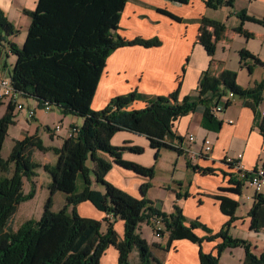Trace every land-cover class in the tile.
Segmentation results:
<instances>
[{
  "label": "trees",
  "instance_id": "trees-1",
  "mask_svg": "<svg viewBox=\"0 0 264 264\" xmlns=\"http://www.w3.org/2000/svg\"><path fill=\"white\" fill-rule=\"evenodd\" d=\"M128 0H36L32 11H25L30 17L26 39L22 46L9 42V37L19 30L0 8V45L8 42L16 61L10 74L13 87L20 93L21 100L32 98L42 106L48 102L58 106L65 115L73 114L83 118V124L76 135H70L61 147L56 148V165L44 164L51 175L48 184L49 197L39 220L30 219L17 230L10 226V220L19 204L34 196V189L23 193V179L33 180L35 169L40 166L33 160L35 149L46 151L36 134L16 140L7 158L2 155L3 144L9 126L15 124V108L7 103L5 114L0 117V264H98L109 246L118 252V264H131L133 250L138 251L141 264H164L154 254L152 247L163 248L160 243L152 245L139 232V225L150 222L152 217H160L167 234L166 249L176 240L186 239L199 245L200 264H223L220 256L228 248L243 247L246 251L244 264H264V252L257 256L252 253L250 244L233 238L229 230L237 219L235 216L239 202L228 195H215L222 213L229 216L224 227L213 232L199 220L188 221L183 209L174 205V211L166 214L147 197L150 181L140 186L141 197H135L115 186L106 179L113 163L149 180L155 176V166H143L126 160L124 152L136 154L144 152L138 145L114 146L113 136L119 131H130L145 136L156 157L161 149H171L184 155L181 148L185 138L174 131V122L204 106L203 123L221 126L212 108L219 104L228 91L233 98L225 101L223 111L229 107L236 95L242 103L255 113V123L264 137V114L259 106L264 99V79L253 87L243 88L237 82V75L228 69L217 71L221 62L210 60L209 67L201 74L198 88L193 95L179 99L181 77L178 87L170 94L149 97L137 91L114 97L103 110L95 111L91 104L105 69L109 55L119 47L141 45L154 47L161 44L158 37L128 39L117 33L121 14ZM188 4L191 0H169ZM209 7L225 4L233 6V0H207ZM160 12L176 21L181 18L165 10ZM239 24L233 31L247 39L253 38L244 23L247 21L264 25V18L247 14L242 10L236 13ZM214 29L218 37L227 30L225 23L203 17L201 19L199 42L209 56H214L216 40L204 30ZM240 64L250 59L255 65L264 66L258 56L246 49L239 51ZM248 65L250 71L255 66ZM143 100L146 106L129 109V106ZM6 102L0 101V107ZM92 162L91 167L87 161ZM187 166L203 175L215 174L213 167H201L187 160ZM238 172L230 173L229 187L221 190L236 195L241 194L244 182L237 179ZM95 184L104 190L95 188ZM65 194L66 205L53 210L54 196ZM183 195L177 193V198ZM189 196V193L184 195ZM91 202L99 211L107 214L103 220L82 216L78 206ZM71 207V211H69ZM112 215L110 219L108 215ZM250 230H264V195H256L248 213ZM124 222V236L119 237L114 221ZM103 223L106 228L103 229ZM197 229L206 232L200 237ZM218 241L215 253L204 252V241Z\"/></svg>",
  "mask_w": 264,
  "mask_h": 264
},
{
  "label": "crops",
  "instance_id": "crops-1",
  "mask_svg": "<svg viewBox=\"0 0 264 264\" xmlns=\"http://www.w3.org/2000/svg\"><path fill=\"white\" fill-rule=\"evenodd\" d=\"M206 1L191 0L188 4H181L169 0H128L121 14L117 33L128 39L158 37L161 44L154 47L123 46L114 50L107 58L105 69L91 104L92 109L95 111L103 110L114 97L133 91L149 97L168 95L178 87L181 75L179 99L182 100L185 96L193 95L196 92L201 74L209 67L212 58L221 62L217 71L223 69L233 70L232 66L228 67L226 60H222L223 58L218 56V46L215 56L211 57L199 42L201 19L203 17L225 23L227 30L223 37L217 39L218 32L213 36L211 35L216 40V44L218 41H222L223 50H230L234 47L231 45L235 38L240 40V45L235 50L238 61L239 51L243 48L264 61V25L250 21L245 22L244 27L254 34L253 38L250 39L233 31V28L239 24V18L236 14L239 11L244 10L249 15L264 18V0H233V6L222 4L217 7H209ZM35 7L36 0H0V8L19 30L18 33L9 37V42L15 43L19 47L23 45L30 25V17L25 11H32ZM160 9L180 17L181 21L172 19L160 12ZM219 10H224L226 13L222 19H218L213 14ZM204 31L209 33L211 29L206 28ZM15 61L16 56L12 53L9 43L1 44L0 76L10 75ZM251 64L252 62L248 60L245 65ZM241 69L237 73L238 76L242 72ZM21 102L29 108L36 105V100L32 98H24ZM7 105V103H4L2 106L7 109ZM145 106V101L137 100L129 106V109H140ZM15 109L20 110L17 107ZM259 110L264 111V99L259 106ZM20 111L26 112L25 109ZM203 112L204 106H199L195 112L180 117L174 122V131L184 138L193 133L197 141L194 147L197 150L201 148L205 139L210 140L212 144L210 154L197 161H192V164L201 167H213L217 172L207 175L193 172L195 182L194 186L192 185L189 189L191 195L188 198L181 199L176 197V201L183 209V213L189 222L197 219L216 233L224 227L230 217L222 213L220 202L214 196L228 195L239 202L235 214L237 219L232 223L231 229H239L244 224V229L253 233L254 231L250 230V217L248 216L256 198H254L253 190L245 186L241 194L236 195L221 189L230 186L228 182L230 176H227V174L236 173L235 170L229 169L224 164L223 159L226 155L235 157L242 154L241 163L243 168L247 170L264 166V137L256 126L255 113L251 108L245 106L241 100H235L234 98L229 107L216 114L217 119L221 121V126L218 127L215 123L204 125ZM111 142L114 146H142L145 151L143 155L126 151L123 157L143 166L153 165L155 152L145 136L123 130L117 132ZM181 157L184 158L185 162L187 161L186 156L182 155ZM106 178L115 186L135 197H141V184L150 181L115 163H113ZM245 188L247 191H244ZM261 194L264 195V189ZM240 195L245 196L246 201L241 203L239 201ZM55 196L60 195L56 193ZM83 207L88 212L82 211ZM78 212L83 216L98 220L107 217L106 213L99 211L89 201L81 203L78 206ZM148 225L151 226L149 223ZM105 228L106 224L103 223V229ZM114 228L119 237L122 238L124 236L123 220L116 219ZM140 232L149 242L144 234L143 227L140 228ZM196 233L200 237L206 236V232L202 229H197ZM217 243L218 241L205 240L202 243V248L204 252L215 253ZM232 249L234 248L226 250ZM199 250L200 247L196 243L186 239L176 240L170 250L165 253V264H200ZM132 256L139 257L136 249L131 253L130 260ZM118 257V250L114 246H109L100 257L98 264H118ZM220 261L227 264V259L223 256H221Z\"/></svg>",
  "mask_w": 264,
  "mask_h": 264
},
{
  "label": "rangeland",
  "instance_id": "rangeland-1",
  "mask_svg": "<svg viewBox=\"0 0 264 264\" xmlns=\"http://www.w3.org/2000/svg\"><path fill=\"white\" fill-rule=\"evenodd\" d=\"M213 14L218 19H222L226 15L224 10L216 11ZM215 33H217V31L211 29L208 34L213 36ZM218 42L216 44V49L218 46V56L223 58L222 60L227 61L228 67L232 66L233 68V70H228L235 72L237 75L238 71H240V68H242L241 74L239 76L237 75V82L239 85L245 88L253 87L256 83L261 82L264 79V66L255 65L254 60L250 59L252 64L255 65L252 68V71H250L248 65L239 63L240 56H238V61L235 51L236 47H239L240 45V40H238V38H235V41L231 45L234 47H232L230 50H223L221 45L222 41H220L219 44ZM230 93V91L227 92V94L220 101V104L224 105L225 101L230 99ZM235 100L241 99L238 95H236ZM25 102L27 101L25 100ZM28 108L29 106L27 107L26 105V112L15 109V124L9 126L8 134L3 144L2 155L4 158H7L16 140H21L26 136L33 134H36L40 137L47 150L44 152L39 149H35L33 152V160L40 166L35 169L36 176L32 181L27 178L23 179V193L27 195L33 189L35 193L32 198L24 200L19 204L16 213L10 220V226L13 230H17L27 220H39L41 218L50 193L48 184L52 180L51 175L45 170L44 164H50L52 166L56 165L58 160L56 148L61 147L64 140L70 136L68 132L69 128L76 126L80 129L83 124L82 117L75 116L73 114L65 115L61 112V109L58 106H53L52 110L50 111H44L39 108V103L36 101V105L32 107L36 109V116L34 118H28V116H26ZM5 109L6 107L2 106L0 109V117H2L4 114ZM58 125L61 127L60 130H56ZM187 141L189 140L185 139L184 144H186V147H191L192 150L196 151L197 149H195L194 145L197 141L195 140L194 143ZM152 149L155 153L153 155L154 163L151 166H155V176L150 180L152 186L149 188L147 197L155 201L156 206L162 209L163 212L166 214H171L174 211V205L179 204L176 201L177 193L183 195L181 198H188L191 195L189 189L192 185L194 186L195 182L193 180L192 173L196 171H194L193 168L188 167L187 161L185 162L184 158L181 157L182 155H179L176 151L171 149H161L159 156L156 157V150L154 148ZM144 152H142L140 155H143ZM184 156H186L187 160H189L187 155ZM87 165L91 167L92 162L88 160ZM198 174L201 175L199 172ZM94 187L104 190L103 186H99L97 184H95ZM244 191H247V189L245 188ZM57 193L60 196L54 197V211H58L66 205L65 194L62 192ZM186 193H189L188 197L184 196ZM244 197L245 196L242 195L239 196V201L241 203L246 201ZM81 210L87 211L84 207ZM69 211H71V207H69ZM142 227L149 242L152 241L150 243L151 245L153 243L162 244L163 248L160 249L152 247V250L153 254L165 264V253L170 250L166 249L168 242L167 234V237L165 238L163 236L157 237L153 229L150 228L151 226L148 225L147 221L139 225V232L140 228ZM229 233L231 236H233V238H238L248 242L253 254L259 256L264 252V231L251 233L244 229L243 224L239 229L230 228ZM221 256L227 259V264H244L246 259V251L243 247H237L232 250L223 251ZM131 261L132 264H141V261L137 256H132Z\"/></svg>",
  "mask_w": 264,
  "mask_h": 264
},
{
  "label": "built area",
  "instance_id": "built-area-1",
  "mask_svg": "<svg viewBox=\"0 0 264 264\" xmlns=\"http://www.w3.org/2000/svg\"><path fill=\"white\" fill-rule=\"evenodd\" d=\"M20 93L16 92L10 75L0 76V101L6 103H13L20 110L26 109L24 104L21 102ZM233 98V93H230V99ZM41 110L50 111L52 110V105L48 102L44 103L42 106H39ZM224 109V105L217 104L212 108V112L216 115L217 113L222 112ZM264 114V111L262 112ZM28 118H34L36 116L35 108L27 109ZM61 127L58 125L56 130H60ZM79 131V128L74 126L69 128V135H76ZM188 139L190 143L195 142L194 135H188L185 137ZM185 142V140H184ZM181 148L184 149L185 154L188 156V159L192 161H197L201 158L207 157L211 150L212 144L211 141L205 139L201 145V148L194 151L191 147H186V144H182ZM242 154H238L237 156L226 155L223 159L224 164L229 167V169L235 170L238 172L237 179L244 182L243 187H248L253 190L254 198L256 195L261 194L264 189V166L256 167L254 169H244L241 163ZM250 198V197H248ZM253 198V197H252ZM110 219H113L112 215H108ZM149 224L152 226L153 231L155 232L157 237H161L159 230L163 229V221L160 217H152Z\"/></svg>",
  "mask_w": 264,
  "mask_h": 264
}]
</instances>
